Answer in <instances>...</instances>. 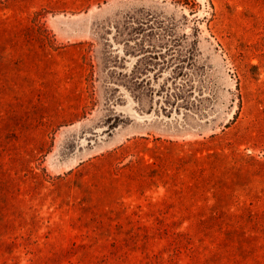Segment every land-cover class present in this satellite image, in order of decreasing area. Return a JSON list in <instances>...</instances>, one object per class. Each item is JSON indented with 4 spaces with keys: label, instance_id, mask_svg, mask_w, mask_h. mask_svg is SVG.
<instances>
[{
    "label": "rangeland",
    "instance_id": "obj_1",
    "mask_svg": "<svg viewBox=\"0 0 264 264\" xmlns=\"http://www.w3.org/2000/svg\"><path fill=\"white\" fill-rule=\"evenodd\" d=\"M0 264H264V0H0Z\"/></svg>",
    "mask_w": 264,
    "mask_h": 264
},
{
    "label": "trees",
    "instance_id": "obj_2",
    "mask_svg": "<svg viewBox=\"0 0 264 264\" xmlns=\"http://www.w3.org/2000/svg\"><path fill=\"white\" fill-rule=\"evenodd\" d=\"M202 158H203L202 156H199V157L194 156V160H195L196 162L200 161ZM196 172H197V171H195V170L191 171V177H192L193 180L196 181V182H195V185H194V188L191 187V189H192L193 192H195V191H196V192H197V191H200V189L202 190V187L200 186V183H202V182H201L202 178H199V176L196 175ZM204 187H205V186H204Z\"/></svg>",
    "mask_w": 264,
    "mask_h": 264
}]
</instances>
